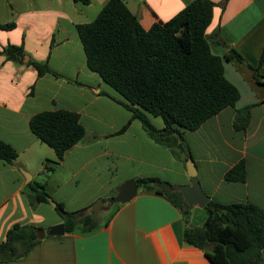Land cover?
I'll list each match as a JSON object with an SVG mask.
<instances>
[{
  "label": "crops",
  "instance_id": "1",
  "mask_svg": "<svg viewBox=\"0 0 264 264\" xmlns=\"http://www.w3.org/2000/svg\"><path fill=\"white\" fill-rule=\"evenodd\" d=\"M106 1L80 5L72 0H0V23L15 24L10 30L0 29V51L22 43L28 60L46 61L61 76L37 77L28 60L17 64L0 56V139L18 155L12 165L0 160V243L14 224L35 227L37 234L62 223L47 201L30 207L32 182L43 183L54 204L61 203L70 212L81 210V215L90 214L94 202L101 204L114 196L118 186L129 180L154 177L173 190L190 185L186 153L177 151L175 157L153 141L137 119H130L125 107L129 103L87 68L76 25L91 22ZM123 1L141 27L148 29L169 20L191 0ZM210 1L215 6L205 30L209 49L222 59L224 76L240 97L197 129L179 132L209 200L250 202L264 212V83H256L248 67L258 65L264 50V0ZM231 49L243 62L225 59ZM258 74L264 76V60ZM241 88L247 99L237 106L243 101ZM248 104L254 106L245 131H234L235 110ZM58 109L77 113L86 136L47 173L44 166L55 159L54 151L30 131L28 122L38 112ZM147 117L155 128H163L160 117ZM129 120L126 129L117 133ZM241 159L245 181H226L225 172ZM110 205L108 217H112L106 225L108 217L98 223L97 230L42 239L37 235L38 242L25 257L0 264H210L201 250L183 240L182 213L163 195L140 187L130 201ZM190 206V211L199 209ZM201 224L188 221L191 227Z\"/></svg>",
  "mask_w": 264,
  "mask_h": 264
},
{
  "label": "trees",
  "instance_id": "2",
  "mask_svg": "<svg viewBox=\"0 0 264 264\" xmlns=\"http://www.w3.org/2000/svg\"><path fill=\"white\" fill-rule=\"evenodd\" d=\"M88 5L90 0H72ZM224 1L220 4L223 6ZM215 4L210 0H191L178 13L165 22H155L143 29L138 18L123 0H107L95 18L76 25L77 33L90 71L118 92L128 103L131 120L137 119L143 130L156 143L192 156L179 130H195L205 120L225 107H233L239 100L238 89L224 76L223 61L210 52L205 30L212 17ZM13 22L0 23V29L10 30ZM52 47V43L50 45ZM26 55L23 44L6 45L0 56L5 61L22 63ZM243 58L231 49L226 60ZM264 60L262 51L256 67L248 65L256 83L264 81L258 67ZM37 77L51 74L46 61L28 60ZM69 83H76L66 79ZM77 84V83H76ZM254 104L235 110L232 120L234 131H245ZM147 114L160 117L163 128H155ZM130 120L117 132H123ZM30 131L55 154L47 173L62 159L63 154L86 136V130L75 112L58 109L41 111L28 122ZM171 134L172 137L167 135ZM16 150L0 139V160L14 164ZM244 160H239L224 174L231 182H244ZM137 188H147L163 195L177 207L183 216V240L201 250L210 264H261L264 249V212L256 205L245 203L220 204L209 200L200 226H188L190 205L165 181L154 177L135 180ZM29 205L46 202L49 198L43 183H29ZM118 205L116 206V208ZM54 209L60 217L65 233H91L99 228L94 212L81 215V210L66 211L61 203ZM111 214L104 225L112 217ZM37 228L14 224L0 243V262L19 260L37 242ZM210 247V251H207Z\"/></svg>",
  "mask_w": 264,
  "mask_h": 264
},
{
  "label": "water",
  "instance_id": "3",
  "mask_svg": "<svg viewBox=\"0 0 264 264\" xmlns=\"http://www.w3.org/2000/svg\"><path fill=\"white\" fill-rule=\"evenodd\" d=\"M28 60L27 56H24L23 62L26 63ZM264 81V77L261 78ZM185 169L187 176L190 178V185H179L175 186L174 190L179 192L188 205L197 206L203 208L209 201L207 195L201 190L199 181L197 179V172L193 161L188 158L185 162ZM137 193V186L134 180H129L122 183L116 189V194L110 198H107V202L110 204H124L130 201ZM101 202L100 200H98ZM47 202L52 206H55L52 199L47 198ZM64 233L63 224H57L51 226L47 231L40 230L37 232L38 238L42 239L45 235L56 236Z\"/></svg>",
  "mask_w": 264,
  "mask_h": 264
},
{
  "label": "rangeland",
  "instance_id": "4",
  "mask_svg": "<svg viewBox=\"0 0 264 264\" xmlns=\"http://www.w3.org/2000/svg\"><path fill=\"white\" fill-rule=\"evenodd\" d=\"M241 91H242V100L243 101H240V103L238 102L237 106L242 105V103H246V102H244V101H246L245 99H247L246 98V94H245V92H243L245 90L243 88H241ZM106 200L107 199L105 198L101 204L97 200L91 206L90 214H91V211L94 212V217L97 218L96 219L97 223H101L102 221H104L108 217V215H109V213L111 211V207L112 206ZM205 212L206 211L204 209H202V208L196 209L195 212L192 211V210L190 211V209H189V213H188L189 219H188V221L190 220V222L201 224L203 219L206 217V213Z\"/></svg>",
  "mask_w": 264,
  "mask_h": 264
}]
</instances>
